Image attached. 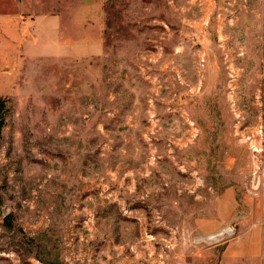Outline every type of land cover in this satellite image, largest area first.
<instances>
[{
	"label": "rangeland",
	"instance_id": "1",
	"mask_svg": "<svg viewBox=\"0 0 264 264\" xmlns=\"http://www.w3.org/2000/svg\"><path fill=\"white\" fill-rule=\"evenodd\" d=\"M103 11L0 47V264H264V0Z\"/></svg>",
	"mask_w": 264,
	"mask_h": 264
},
{
	"label": "crops",
	"instance_id": "2",
	"mask_svg": "<svg viewBox=\"0 0 264 264\" xmlns=\"http://www.w3.org/2000/svg\"><path fill=\"white\" fill-rule=\"evenodd\" d=\"M58 1L44 3L42 0H0V47L13 49L23 46L29 42L31 36L27 32L31 30L37 36L41 32L49 34L47 42L40 43L39 37L37 38L38 45H43L46 50L77 51L81 48L98 53L101 42L100 35L96 36L95 30L99 31L101 28L103 7L107 0H80L68 12L61 10L63 7L58 9ZM65 14L71 16V30H75V34L68 38L65 37L67 27L62 23ZM87 31L93 32V36L86 34Z\"/></svg>",
	"mask_w": 264,
	"mask_h": 264
},
{
	"label": "water",
	"instance_id": "3",
	"mask_svg": "<svg viewBox=\"0 0 264 264\" xmlns=\"http://www.w3.org/2000/svg\"><path fill=\"white\" fill-rule=\"evenodd\" d=\"M227 232H229V231L227 230Z\"/></svg>",
	"mask_w": 264,
	"mask_h": 264
}]
</instances>
